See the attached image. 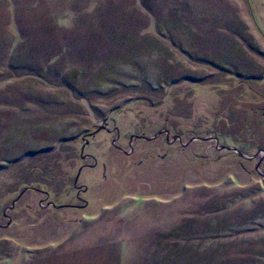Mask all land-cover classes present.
<instances>
[{"label":"rangeland","instance_id":"374dc122","mask_svg":"<svg viewBox=\"0 0 264 264\" xmlns=\"http://www.w3.org/2000/svg\"><path fill=\"white\" fill-rule=\"evenodd\" d=\"M0 264H264V0H0Z\"/></svg>","mask_w":264,"mask_h":264},{"label":"water","instance_id":"95a60500","mask_svg":"<svg viewBox=\"0 0 264 264\" xmlns=\"http://www.w3.org/2000/svg\"><path fill=\"white\" fill-rule=\"evenodd\" d=\"M257 169H258V166H257Z\"/></svg>","mask_w":264,"mask_h":264}]
</instances>
